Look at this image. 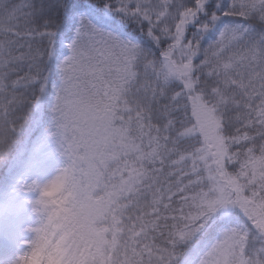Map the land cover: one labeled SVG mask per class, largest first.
<instances>
[{"label": "snow or ice", "instance_id": "1", "mask_svg": "<svg viewBox=\"0 0 264 264\" xmlns=\"http://www.w3.org/2000/svg\"><path fill=\"white\" fill-rule=\"evenodd\" d=\"M88 4L0 0V155L14 112L38 122L47 106L80 197L75 264H264V0ZM97 7L149 43L102 27ZM53 12L77 18L55 82ZM225 17L247 23L210 39ZM234 209L244 220L206 243Z\"/></svg>", "mask_w": 264, "mask_h": 264}, {"label": "trees", "instance_id": "2", "mask_svg": "<svg viewBox=\"0 0 264 264\" xmlns=\"http://www.w3.org/2000/svg\"><path fill=\"white\" fill-rule=\"evenodd\" d=\"M16 2L23 3L24 0H16ZM33 2L38 4L40 0H33ZM72 2L76 4L77 7H82V10H87V8L90 7L88 0H72ZM99 3H102V0H99ZM50 15L54 17L59 25L58 29H56L58 31L56 36L57 56L60 54L66 56L68 50L62 49V46L66 45V43L72 39L74 30L77 26V18L74 14H66L63 12H60L59 14L53 12L50 13ZM92 19L102 27L119 31L124 35H129L146 44L149 43L134 25L125 27L120 24L115 16H102L99 7L96 8L95 14L92 15ZM238 23L247 22L242 21L239 17H225L223 23L211 34L210 39L218 38V33L220 28L223 27V24ZM41 24L42 21L34 26L40 28ZM257 30L259 31L260 29L258 28ZM35 43L38 44L39 41H36ZM44 45H46V41H44ZM204 47H207V41H205ZM50 78L55 80V73H53V76ZM28 95L31 97L30 92ZM28 109L29 105L25 104L14 112L12 118L15 120V125L13 126L17 128V131L8 136L7 153L5 155H0V208H7L9 205H13L11 202L19 196L17 195L18 191L26 186L29 181V176L35 170L41 158L50 154L49 148L54 149L53 147L55 144L52 145V141L56 138L52 137L50 134L51 125L47 106H45L40 114L41 118L38 122L35 116L32 119L28 117ZM21 125L23 127H20ZM4 148L5 145L0 144V152H4ZM228 169L229 171L238 170V165L229 164ZM220 216L223 218L217 220L210 235L205 238L206 243L208 244L214 241L219 234L220 228H227L244 220L243 214L239 212H234L231 216H223L221 214ZM2 240H5V238L1 236L0 248L3 246ZM4 244L8 243L4 241ZM187 258L188 257L182 258L180 264H185Z\"/></svg>", "mask_w": 264, "mask_h": 264}, {"label": "clouds", "instance_id": "3", "mask_svg": "<svg viewBox=\"0 0 264 264\" xmlns=\"http://www.w3.org/2000/svg\"><path fill=\"white\" fill-rule=\"evenodd\" d=\"M59 59L57 56L52 62L44 61L45 76L55 73L58 77ZM69 164L47 181H32L23 188L32 196L28 203L38 223L26 228L31 238L23 242L27 250L18 255L15 264H75L83 251L79 242L72 239L73 231L69 227L75 221L80 198L73 174L65 171Z\"/></svg>", "mask_w": 264, "mask_h": 264}, {"label": "rangeland", "instance_id": "4", "mask_svg": "<svg viewBox=\"0 0 264 264\" xmlns=\"http://www.w3.org/2000/svg\"><path fill=\"white\" fill-rule=\"evenodd\" d=\"M62 49L67 48L63 45ZM63 56L65 55H58V57ZM53 144H55L54 149L49 148L50 154L41 158L35 170L29 176L27 184L32 181L43 183L69 163L67 157L62 155V149L56 139L52 141ZM17 195L19 196L11 202L13 205L0 208V235L5 238V240H2L3 246L0 248V264H15L18 255L27 250L23 242L31 238L26 233V228L35 226L38 223V219L32 213L31 205L28 203L32 196L25 193L23 189L18 191ZM234 212L241 213L238 209H234L220 214L231 216ZM4 241L8 244H4Z\"/></svg>", "mask_w": 264, "mask_h": 264}]
</instances>
